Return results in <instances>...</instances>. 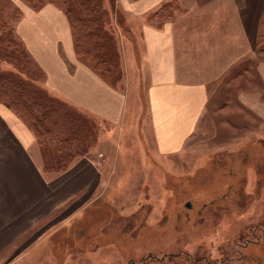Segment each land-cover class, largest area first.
Instances as JSON below:
<instances>
[{
	"label": "rangeland",
	"instance_id": "obj_1",
	"mask_svg": "<svg viewBox=\"0 0 264 264\" xmlns=\"http://www.w3.org/2000/svg\"><path fill=\"white\" fill-rule=\"evenodd\" d=\"M9 2L6 34L15 46L0 39V76L46 97L70 129L37 141L41 169L55 175L81 157L94 160L103 194L39 247L37 259L0 264H264L262 16L252 50L239 0H167L145 20L173 24L187 67L209 80L197 131L180 154L164 156L147 126L140 19L116 0L92 1L100 75L130 92L124 124L114 128L51 95L16 33L25 11L51 3L79 14L77 0Z\"/></svg>",
	"mask_w": 264,
	"mask_h": 264
},
{
	"label": "crops",
	"instance_id": "obj_2",
	"mask_svg": "<svg viewBox=\"0 0 264 264\" xmlns=\"http://www.w3.org/2000/svg\"><path fill=\"white\" fill-rule=\"evenodd\" d=\"M166 1L116 0V4L142 21L138 36L147 126L154 150L169 156L180 154L197 131L209 100V80L187 67L173 24L145 22ZM239 1L235 12L247 41L244 47L252 50L264 0ZM16 33L43 72L51 95L99 123L114 128L124 124L130 92L77 56L68 18L59 6L47 3L25 11ZM38 149L33 132L0 104V261L37 259L44 252L39 247L49 245L55 234L103 194L102 175L94 160L81 157L50 175L41 169Z\"/></svg>",
	"mask_w": 264,
	"mask_h": 264
},
{
	"label": "trees",
	"instance_id": "obj_3",
	"mask_svg": "<svg viewBox=\"0 0 264 264\" xmlns=\"http://www.w3.org/2000/svg\"><path fill=\"white\" fill-rule=\"evenodd\" d=\"M22 1L34 6L38 0ZM92 1L77 0L80 8L79 14L60 5L59 7L62 8L68 18L77 56L90 63L93 69L100 74L101 69L99 67L103 60L98 55L97 37L93 31L96 19L91 9ZM164 6L165 4L158 9V12L165 9ZM12 8V3L9 0H0V39L3 43L7 42L9 47L15 46L12 37L9 36L8 38L6 34L9 33L7 30L8 13L11 12ZM261 16V19H264V12ZM0 97H3L0 99V104L7 106L22 121L33 132L37 141L43 136H54L59 139L65 132H70L69 125H67L68 120L64 114L57 108L55 109L46 97H41L36 91L18 81L0 76Z\"/></svg>",
	"mask_w": 264,
	"mask_h": 264
}]
</instances>
